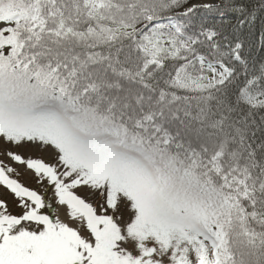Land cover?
I'll return each instance as SVG.
<instances>
[{
  "label": "snow or ice",
  "instance_id": "1",
  "mask_svg": "<svg viewBox=\"0 0 264 264\" xmlns=\"http://www.w3.org/2000/svg\"><path fill=\"white\" fill-rule=\"evenodd\" d=\"M0 264H264V0H0Z\"/></svg>",
  "mask_w": 264,
  "mask_h": 264
}]
</instances>
